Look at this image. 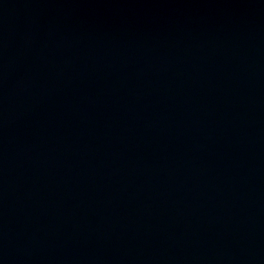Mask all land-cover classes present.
I'll list each match as a JSON object with an SVG mask.
<instances>
[{"label": "water", "instance_id": "obj_1", "mask_svg": "<svg viewBox=\"0 0 264 264\" xmlns=\"http://www.w3.org/2000/svg\"><path fill=\"white\" fill-rule=\"evenodd\" d=\"M0 264H264V0H0Z\"/></svg>", "mask_w": 264, "mask_h": 264}]
</instances>
